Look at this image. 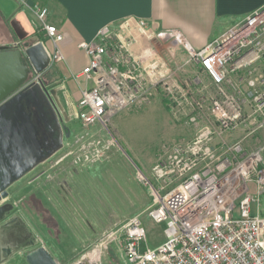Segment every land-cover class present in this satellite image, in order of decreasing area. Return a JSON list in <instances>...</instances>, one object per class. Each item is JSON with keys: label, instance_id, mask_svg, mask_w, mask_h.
Returning <instances> with one entry per match:
<instances>
[{"label": "built area", "instance_id": "obj_1", "mask_svg": "<svg viewBox=\"0 0 264 264\" xmlns=\"http://www.w3.org/2000/svg\"><path fill=\"white\" fill-rule=\"evenodd\" d=\"M34 11L37 31L52 43L49 66L61 62L62 34L47 23L46 8ZM79 48L88 58L73 76L84 78L76 107L82 129L107 130L116 113L161 95L193 135L151 168L157 187L139 174L150 188L148 217L166 225L164 242L150 248L134 217L107 243L119 245L125 264H264V145L242 146L264 128V5L198 51L179 31L155 30L135 17L103 26ZM180 50L188 54L183 62ZM40 81L33 73L31 82ZM242 127L245 136L226 143L225 136ZM88 137L68 153L74 164L97 161L111 146Z\"/></svg>", "mask_w": 264, "mask_h": 264}, {"label": "rangeland", "instance_id": "obj_2", "mask_svg": "<svg viewBox=\"0 0 264 264\" xmlns=\"http://www.w3.org/2000/svg\"><path fill=\"white\" fill-rule=\"evenodd\" d=\"M22 9L25 5L20 0H0V40L9 41L13 37L11 22L22 13ZM234 22L236 20L228 23L227 27ZM36 23V27L39 26V22ZM31 41L32 38L26 40ZM43 42L51 54V41ZM191 44L195 51L201 48ZM187 57L186 52L178 51L181 62ZM55 66L63 76L62 85L75 99L76 93L84 87V78L76 82L73 76L78 73L71 75L63 61ZM32 77L33 73L28 83H32ZM50 110V118L58 119L57 110L51 107ZM65 127L60 150L21 178L22 183L15 187L18 181L13 183L0 203L12 204L14 210L7 219L18 217L24 226L20 232L23 235L26 231V238L33 242L25 248L21 234L13 238L16 249L8 264H27L23 253L25 255L37 247H44L58 264H84L81 261L90 257L97 258V261L88 260V264H125L119 245L107 242L134 217L141 220L150 248L162 244L166 225L153 222L148 217L147 211L152 204L150 188L139 174L157 187L151 168L165 159L173 145L191 141L193 135L182 121L173 118L161 95L146 105L116 113L108 122L107 130L99 126L84 130L78 119L70 127ZM85 133L90 141L100 140L111 146L97 161L74 164L68 153L75 152L81 143H85L81 139ZM244 136L243 127L238 128L225 136V141L231 144ZM263 145L264 128L242 141V146L249 151ZM248 186L250 193H254V183ZM261 202L264 204V196ZM2 235L0 232V240Z\"/></svg>", "mask_w": 264, "mask_h": 264}, {"label": "crops", "instance_id": "obj_3", "mask_svg": "<svg viewBox=\"0 0 264 264\" xmlns=\"http://www.w3.org/2000/svg\"><path fill=\"white\" fill-rule=\"evenodd\" d=\"M24 1L25 9L13 19L27 34L26 40L32 38L31 42L25 40L24 43L31 45L42 42L44 45L43 40H48L37 31L38 23L34 11L35 7L46 8L47 23L54 25L63 36L59 45L65 57L62 61L71 75L73 72L80 73L88 63V58L79 48V44L91 41L103 26L116 23L123 18H141L161 30H177L190 46L193 43L202 49L206 43L217 38L226 29L228 23L238 21L264 5V0ZM218 25L220 28H217ZM11 30L13 37H10L9 41L0 40V46L12 47L15 43H19L14 29ZM205 32L207 34L203 36ZM55 64L41 74L39 85L47 93L53 109L57 110L60 124L70 127L71 123L77 120L76 107L81 91L79 89L75 99L70 95L62 85L63 76L55 68ZM22 181H18L14 187ZM30 228L33 229L31 226ZM0 264H8V261Z\"/></svg>", "mask_w": 264, "mask_h": 264}, {"label": "water", "instance_id": "obj_4", "mask_svg": "<svg viewBox=\"0 0 264 264\" xmlns=\"http://www.w3.org/2000/svg\"><path fill=\"white\" fill-rule=\"evenodd\" d=\"M11 26L21 45L0 46V203L13 183L60 150L66 129L57 118H50L53 107L44 89L28 83L30 74H43L49 68V54L42 42L24 43L27 34L14 20ZM28 103L33 104V112H26ZM13 210L12 204H0V263L15 253L13 238L21 234L25 248L33 244L26 231L20 232L24 226L18 217L7 219ZM23 257L27 264H58L44 247L23 253ZM81 263L88 264L86 259Z\"/></svg>", "mask_w": 264, "mask_h": 264}, {"label": "flooded vegetation", "instance_id": "obj_5", "mask_svg": "<svg viewBox=\"0 0 264 264\" xmlns=\"http://www.w3.org/2000/svg\"><path fill=\"white\" fill-rule=\"evenodd\" d=\"M25 110H26V112H30V111L33 112V110H34L33 104L28 103V105H25Z\"/></svg>", "mask_w": 264, "mask_h": 264}, {"label": "bare ground", "instance_id": "obj_6", "mask_svg": "<svg viewBox=\"0 0 264 264\" xmlns=\"http://www.w3.org/2000/svg\"><path fill=\"white\" fill-rule=\"evenodd\" d=\"M97 256V255H96ZM92 261V262H96L97 261V258H94V257H90L89 259H87V261Z\"/></svg>", "mask_w": 264, "mask_h": 264}]
</instances>
